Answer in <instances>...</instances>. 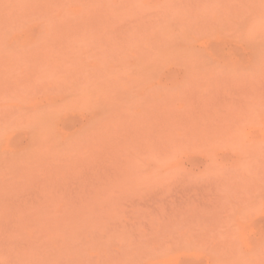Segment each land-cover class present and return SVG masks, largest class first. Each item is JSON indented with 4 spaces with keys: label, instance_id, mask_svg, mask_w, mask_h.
Segmentation results:
<instances>
[{
    "label": "rangeland",
    "instance_id": "obj_1",
    "mask_svg": "<svg viewBox=\"0 0 264 264\" xmlns=\"http://www.w3.org/2000/svg\"><path fill=\"white\" fill-rule=\"evenodd\" d=\"M0 264H264V0H0Z\"/></svg>",
    "mask_w": 264,
    "mask_h": 264
}]
</instances>
